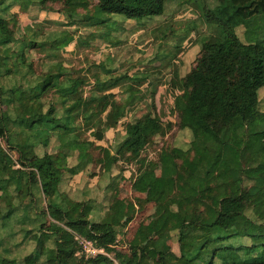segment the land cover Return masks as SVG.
I'll return each instance as SVG.
<instances>
[{
	"label": "trees",
	"instance_id": "obj_1",
	"mask_svg": "<svg viewBox=\"0 0 264 264\" xmlns=\"http://www.w3.org/2000/svg\"><path fill=\"white\" fill-rule=\"evenodd\" d=\"M75 1L0 0V139L6 144L0 141V247L20 233L19 243L35 240L30 264H264V0H216L207 30L198 31L206 35L195 65L183 73L190 31L174 39L166 23L156 38L165 46L177 41L170 60L156 55L144 68L124 72L108 56L76 77L64 67L62 51L74 41L84 50L95 34L75 39L63 26L57 37L53 29L64 25L62 10ZM168 1L96 0L84 20L101 25L105 41L118 40L113 33L125 30L123 23L161 16ZM29 14L31 22L22 19ZM29 49L45 53L42 62L60 70L38 74L25 57ZM173 62L180 68L164 80L162 109L156 100L161 83L152 76ZM146 100L149 110L137 117ZM203 125L209 130L195 131ZM112 130L122 140L101 144ZM180 131L192 132L187 144H175ZM29 149L43 154L26 161ZM150 172L158 173L144 198L128 202L116 194L120 179L131 183ZM79 173L99 177L102 198L92 188L78 187L79 197L66 190V180ZM172 198L190 204L171 206ZM149 205L154 219L141 223L126 244L123 228ZM79 238L110 257L88 256ZM6 250L0 264L17 261Z\"/></svg>",
	"mask_w": 264,
	"mask_h": 264
},
{
	"label": "rangeland",
	"instance_id": "obj_2",
	"mask_svg": "<svg viewBox=\"0 0 264 264\" xmlns=\"http://www.w3.org/2000/svg\"><path fill=\"white\" fill-rule=\"evenodd\" d=\"M96 0H86L84 2H81L80 0L75 1L70 7L64 8L62 10L65 16V23L64 25L60 27H53L55 29L54 36L60 37L61 31L60 30L63 26L65 30H68L69 33L75 34V39H87V37H91L92 33L95 34V37L92 39L91 46H87L84 48L82 46H78L76 41L69 44L64 53L66 59L63 61L64 67L71 70L73 75L76 77L78 75H83L85 73H88L86 69H88L91 65V61H103L104 59L107 60L108 56H111L114 60V67L118 68L120 71H134L135 69H139V67H143V65H147V63L150 60H153L155 56L160 57L161 60L164 59V57L168 60L171 59V56L175 53L173 51L174 46L176 44L174 41L171 42L170 45L172 46H165L162 45L159 41V39L156 38V35L160 34L159 29L161 30L164 28V25H169L171 30V36L174 39H179L181 37H185L187 33L190 34L185 39L184 45L185 48L183 49L185 51L184 59L185 67L187 68L182 69L183 71H186L187 69H190L194 67L195 65V59L196 54L201 48V43L203 40H201L202 37L200 36L198 31L205 32L207 30V18L209 16L210 8H212L216 4V0H169L166 3V10L165 13L161 16H155V17H149L146 18L145 21H126L123 23V26L125 27V30H118L113 33L115 38H118V40H112L113 42H117L116 44H113L112 41H105L103 38H100L99 34H101V30L103 27L101 25H91L89 26L85 22V18L87 16H92L94 13V6H95ZM56 9H59V6H57ZM37 12V11H36ZM36 16H39V13H35ZM70 15L74 17H69ZM112 17L115 19H124L122 15L116 14L115 16L110 14H101L97 17ZM77 20L81 21V24L76 23ZM117 20V21H119ZM169 20V21H167ZM112 23V22H110ZM117 23H112L111 26L115 27L117 26ZM143 27L140 31L133 30V27ZM196 26V28H195ZM49 28H52L51 26ZM102 28V29H101ZM122 28V27H120ZM119 29V28H118ZM123 29V28H122ZM238 32L240 34H244L245 28L241 27L238 29ZM203 35V34H202ZM264 35V32H263ZM18 38L21 37V33L18 32ZM254 40L259 39L262 34L255 33L253 35ZM54 39V38H53ZM52 39V40H53ZM177 45V44H176ZM21 53V52H19ZM180 55V54H179ZM164 56V57H163ZM25 57L32 61L34 60V69L38 74H42L43 76L47 73L48 75H51V73H56L60 70L59 65H53L52 63H43V59H45V53L37 52L35 49L28 50L27 54H25ZM68 59V60H67ZM179 60V58L177 59ZM180 64V63H179ZM178 67L177 62H173L171 65L167 67H162L161 74L158 76H152L153 81H159L161 84L158 86L157 90L158 93L156 94V100L158 105L163 109V97L165 95H162L163 92H165L164 88V80H166V83L171 81L172 79V72H174ZM92 75V74H90ZM91 89V84L87 85L85 87V96L89 94V91ZM117 91V90H116ZM167 94V93H166ZM45 101H48L45 100ZM44 101V102H45ZM149 106V100H146L141 103V106L136 111L137 117H140L147 113ZM161 109V110H162ZM261 109L264 111V89L261 90ZM208 126H201L197 127L195 131L198 133L208 131ZM192 132L191 131H180L178 132L175 144L176 145H182L187 144L190 141ZM123 136L120 135L116 130L109 131L107 133L106 139L101 141L100 143L105 146L113 147L115 144L118 143V141L122 140ZM1 143L6 146L5 141L3 139H0ZM164 142H162V145ZM11 155L15 158V160H18V154L14 151H10ZM36 153V154H35ZM43 150L42 149H29L25 151L23 154L24 159L26 161H30L33 158L36 157V155H42ZM150 157H156V154L151 153ZM3 159V157L0 155V160ZM77 162V155L69 158V165L70 167H74ZM16 167L20 166V163H16ZM136 165H132L131 169H136ZM72 172L74 169L72 168ZM158 173V172H156ZM155 173V175H156ZM152 172L146 174L145 176H142L139 179H136L134 182L128 183L127 181H124V179H120V184L116 188V194L120 198H124L125 201L128 202H136L137 199L144 198L145 192L149 188V186L152 184V181L155 179L152 176ZM99 177L89 178L88 176L79 173L72 177V180H66L67 184H65L66 190H69L71 187V192L74 193V197H79L80 194H78L79 188H92L93 191L98 192V196L102 198V193H100L97 188L99 187ZM151 180V181H150ZM71 181V184H70ZM71 185V186H70ZM79 187V188H78ZM100 188V187H99ZM77 189V191H76ZM78 192V193H77ZM41 197V195H39ZM81 196V195H80ZM43 198V197H42ZM43 202V201H42ZM45 201L43 202L45 206ZM169 205H177L180 208L187 207L190 203L188 201H184L181 199L172 198L169 199ZM155 206L149 205V207L140 210L134 219L128 224L126 228H123V240L125 243H129L132 238L134 237L135 231L137 227L141 223H148L151 222L152 219L155 217ZM48 221H52L51 218L48 217ZM17 224V223H15ZM5 233L9 232V228L6 227L4 229ZM4 236V234H3ZM22 240V236L20 233L10 236L6 239L5 244L0 247V250H6L8 249V256L15 257L17 261L15 262H5L6 264H18V263H24L27 262V264H30L33 261V257L30 254L35 248L34 239L31 237V240H26V242L19 243ZM258 242V241H256ZM171 243L173 244V247L175 250H178V245L176 240H171ZM254 243L253 241H249V244ZM125 246L123 247V250ZM87 257V256H86ZM89 258V257H87Z\"/></svg>",
	"mask_w": 264,
	"mask_h": 264
},
{
	"label": "built area",
	"instance_id": "obj_3",
	"mask_svg": "<svg viewBox=\"0 0 264 264\" xmlns=\"http://www.w3.org/2000/svg\"><path fill=\"white\" fill-rule=\"evenodd\" d=\"M79 242L82 244L84 252L90 257H96L100 254L110 257V254L105 249L96 247L89 240L79 238Z\"/></svg>",
	"mask_w": 264,
	"mask_h": 264
},
{
	"label": "crops",
	"instance_id": "obj_4",
	"mask_svg": "<svg viewBox=\"0 0 264 264\" xmlns=\"http://www.w3.org/2000/svg\"><path fill=\"white\" fill-rule=\"evenodd\" d=\"M16 11H18V9H16ZM34 12H36V10H34ZM44 17H46V13H43V12L40 13V18H44ZM57 17H58V16L56 15L55 18H57ZM22 19H23V20H27L28 22H31V21H32V15L29 14V16H28V15H27V16H26V15H25V16H22ZM152 174H153L152 176L156 179V177H157V173H156V175H155V173L152 172ZM155 179H154V180H155ZM154 180H153V181H154ZM150 181H151V180H150ZM153 181H152V182H153Z\"/></svg>",
	"mask_w": 264,
	"mask_h": 264
}]
</instances>
